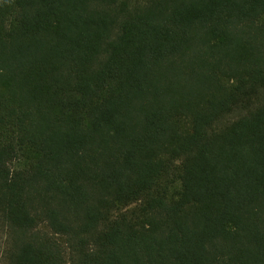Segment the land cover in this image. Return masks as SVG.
I'll return each instance as SVG.
<instances>
[{"label": "trees", "instance_id": "trees-1", "mask_svg": "<svg viewBox=\"0 0 264 264\" xmlns=\"http://www.w3.org/2000/svg\"><path fill=\"white\" fill-rule=\"evenodd\" d=\"M5 264H264V0H0Z\"/></svg>", "mask_w": 264, "mask_h": 264}, {"label": "rangeland", "instance_id": "rangeland-1", "mask_svg": "<svg viewBox=\"0 0 264 264\" xmlns=\"http://www.w3.org/2000/svg\"><path fill=\"white\" fill-rule=\"evenodd\" d=\"M5 243L2 233L0 232V264H5L4 259Z\"/></svg>", "mask_w": 264, "mask_h": 264}]
</instances>
